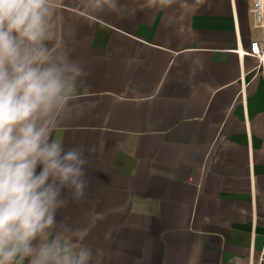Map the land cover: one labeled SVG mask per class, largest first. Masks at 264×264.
<instances>
[{
	"label": "crops",
	"instance_id": "0c3cea01",
	"mask_svg": "<svg viewBox=\"0 0 264 264\" xmlns=\"http://www.w3.org/2000/svg\"><path fill=\"white\" fill-rule=\"evenodd\" d=\"M123 3L121 18L66 12L94 107L54 133L84 146L90 181L57 219L102 264H257L264 65L239 54L264 37L253 0Z\"/></svg>",
	"mask_w": 264,
	"mask_h": 264
},
{
	"label": "clouds",
	"instance_id": "9594fccd",
	"mask_svg": "<svg viewBox=\"0 0 264 264\" xmlns=\"http://www.w3.org/2000/svg\"><path fill=\"white\" fill-rule=\"evenodd\" d=\"M175 3L147 0L150 8ZM68 8L74 20L126 11L123 0H0V264L103 262L83 229L57 219L90 181L84 146L65 147L54 133L94 107Z\"/></svg>",
	"mask_w": 264,
	"mask_h": 264
},
{
	"label": "built area",
	"instance_id": "2783aa9c",
	"mask_svg": "<svg viewBox=\"0 0 264 264\" xmlns=\"http://www.w3.org/2000/svg\"><path fill=\"white\" fill-rule=\"evenodd\" d=\"M253 21L257 29L264 32V0H253ZM239 54L249 57H254L259 61V65H264V37L251 43L250 49ZM257 264H264V245L259 254Z\"/></svg>",
	"mask_w": 264,
	"mask_h": 264
}]
</instances>
